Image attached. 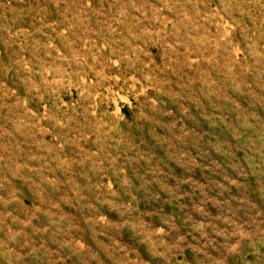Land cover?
Segmentation results:
<instances>
[{
  "label": "rangeland",
  "instance_id": "1",
  "mask_svg": "<svg viewBox=\"0 0 264 264\" xmlns=\"http://www.w3.org/2000/svg\"><path fill=\"white\" fill-rule=\"evenodd\" d=\"M0 264H264V0H0Z\"/></svg>",
  "mask_w": 264,
  "mask_h": 264
}]
</instances>
